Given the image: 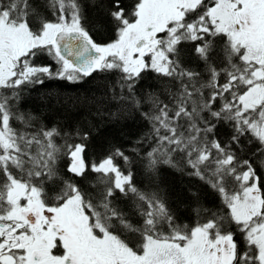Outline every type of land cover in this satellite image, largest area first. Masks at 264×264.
<instances>
[{
  "label": "snow or ice",
  "instance_id": "obj_1",
  "mask_svg": "<svg viewBox=\"0 0 264 264\" xmlns=\"http://www.w3.org/2000/svg\"><path fill=\"white\" fill-rule=\"evenodd\" d=\"M94 77L101 123L150 125L134 156L23 108ZM164 166L200 182L195 223ZM0 264H264V0H0Z\"/></svg>",
  "mask_w": 264,
  "mask_h": 264
},
{
  "label": "trees",
  "instance_id": "obj_2",
  "mask_svg": "<svg viewBox=\"0 0 264 264\" xmlns=\"http://www.w3.org/2000/svg\"><path fill=\"white\" fill-rule=\"evenodd\" d=\"M103 82L98 78L89 79L82 84H69L65 81H48L44 87L35 90L27 89L24 93L23 108L39 116L49 126H59L62 130H75L78 126L84 127L91 120L100 128V134L93 133V140L89 148V155L106 153L110 146L121 147L127 154L133 155L131 149L135 142L150 130L146 120L137 115L135 120H121L118 123H109L107 119L103 123L92 113L94 107L89 103L93 96H99L97 86ZM113 110L115 108L113 107ZM58 143H63L57 138ZM145 149L147 145L144 146ZM137 179H142V167L134 164ZM160 187L168 193L170 202H177V198L183 201L179 204V215L182 222L195 223L189 197V188L196 191L201 188L200 182L189 178L187 175L167 168L160 171L157 178ZM201 203L206 208L219 207V199L211 194V189L204 186L201 190Z\"/></svg>",
  "mask_w": 264,
  "mask_h": 264
}]
</instances>
